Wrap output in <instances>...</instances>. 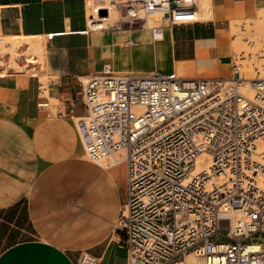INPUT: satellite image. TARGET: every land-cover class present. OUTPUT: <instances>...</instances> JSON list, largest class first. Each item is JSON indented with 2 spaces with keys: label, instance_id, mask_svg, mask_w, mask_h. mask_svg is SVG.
Here are the masks:
<instances>
[{
  "label": "built area",
  "instance_id": "2783aa9c",
  "mask_svg": "<svg viewBox=\"0 0 264 264\" xmlns=\"http://www.w3.org/2000/svg\"><path fill=\"white\" fill-rule=\"evenodd\" d=\"M85 2L90 29L111 8L120 17L108 28L211 20L202 0ZM10 56L0 50V75L13 68ZM82 98L77 129L87 159L127 163L116 231L128 264H264V78H246L236 61L231 75L217 77L107 63L83 83ZM81 262L98 259L85 253Z\"/></svg>",
  "mask_w": 264,
  "mask_h": 264
},
{
  "label": "crops",
  "instance_id": "0c3cea01",
  "mask_svg": "<svg viewBox=\"0 0 264 264\" xmlns=\"http://www.w3.org/2000/svg\"><path fill=\"white\" fill-rule=\"evenodd\" d=\"M209 1L210 21L154 31L90 29L85 0H0V39L46 37L39 73L12 66L0 75V264H82L85 253L128 264L116 231L127 174L122 182L113 172L120 163L87 159L77 129L87 112L82 86L107 63L231 75V22L257 17L264 0Z\"/></svg>",
  "mask_w": 264,
  "mask_h": 264
},
{
  "label": "rangeland",
  "instance_id": "374dc122",
  "mask_svg": "<svg viewBox=\"0 0 264 264\" xmlns=\"http://www.w3.org/2000/svg\"><path fill=\"white\" fill-rule=\"evenodd\" d=\"M207 13V16L204 17L211 18L212 11L208 10ZM119 17L118 11H115L112 16L108 13L106 15L107 22H105V26L107 27L105 29H108L110 24L115 23ZM149 19L151 20V17ZM150 20L148 21L150 22ZM101 23L103 25V22ZM23 36L0 39V50L10 52V63L17 69L25 70L29 73H39L40 68L42 69L45 65V45L43 39L46 40V37ZM231 39L234 61L239 64L241 63L243 75L264 77V9H261L255 18L232 21ZM199 57H202V53H199ZM163 64L166 65L167 62H161V65ZM43 80L47 81L45 75L43 76ZM103 164L107 165V162H103ZM113 172L123 182L127 174V163L122 162L115 166Z\"/></svg>",
  "mask_w": 264,
  "mask_h": 264
},
{
  "label": "bare ground",
  "instance_id": "6f19581e",
  "mask_svg": "<svg viewBox=\"0 0 264 264\" xmlns=\"http://www.w3.org/2000/svg\"><path fill=\"white\" fill-rule=\"evenodd\" d=\"M107 2H109V0H106ZM202 6H203V9H204V11L206 12L205 13V15H203V16H207V12H208V10L210 11L211 10V7H210V1L209 0H202ZM115 11H117L115 8H111L110 9V11L109 12H107L104 16H106L108 13H109V15H114V12ZM158 17L159 16H153V17H151V20L148 18V20H150V22L147 20V26H153L154 25V23L158 20ZM106 19V18H105ZM107 20V19H106ZM106 20H104V21H101V22H103V25H102V23L101 22H98V21H96V22H93V21H91V27L92 28H103V27H105L106 28V26H105V21ZM152 21V22H151ZM10 53V52H9ZM10 60H11V56H10ZM13 66V65H12ZM13 67H15V66H13ZM31 73H34L35 74V72H31ZM180 75V74H179ZM181 76H183V75H181ZM245 76V75H244ZM246 78H255V77H249V76H245ZM258 77V76H257ZM262 78H264V77H262ZM246 86L243 88V91H245V92H247V93H250V87H249V85L248 84H245ZM260 144H261V147L264 149V137H262L261 139H260ZM204 156V155H203ZM108 164V163H107Z\"/></svg>",
  "mask_w": 264,
  "mask_h": 264
}]
</instances>
